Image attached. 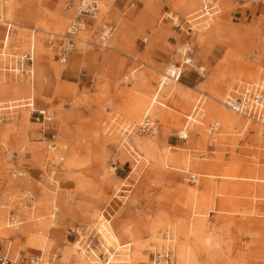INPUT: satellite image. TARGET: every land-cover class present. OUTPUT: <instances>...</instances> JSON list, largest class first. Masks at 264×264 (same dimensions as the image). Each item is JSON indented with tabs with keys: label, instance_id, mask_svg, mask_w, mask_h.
<instances>
[{
	"label": "rangeland",
	"instance_id": "1",
	"mask_svg": "<svg viewBox=\"0 0 264 264\" xmlns=\"http://www.w3.org/2000/svg\"><path fill=\"white\" fill-rule=\"evenodd\" d=\"M77 1L0 0L16 23L13 52L35 50L31 78L0 72V103L16 106L0 113V243L12 241L13 254L44 263L59 254L57 264H87L68 229L99 231L94 216L111 202L114 231L121 245L131 243L116 249L131 248L133 264L168 246L174 264H264V128L236 114L225 125L211 98L221 81L225 97L264 73V2L216 0L213 20L188 33L174 20L184 22L201 0H107L109 13L80 33L86 42L62 64L47 32L65 33L76 17L68 5ZM106 23L114 30L103 42ZM2 36L0 26V46ZM188 43L193 65L184 66L180 84L162 89L167 106L151 109L156 133L141 132L160 79L184 62L179 49ZM201 94L203 119L181 139ZM28 99L47 109L48 126L18 106ZM215 120L220 134L211 135ZM51 141L67 146L61 164ZM10 210H26L21 225H6Z\"/></svg>",
	"mask_w": 264,
	"mask_h": 264
},
{
	"label": "built area",
	"instance_id": "2",
	"mask_svg": "<svg viewBox=\"0 0 264 264\" xmlns=\"http://www.w3.org/2000/svg\"><path fill=\"white\" fill-rule=\"evenodd\" d=\"M248 1L264 2V0ZM4 4H6V2H3V5ZM68 6H70V8H75V19L70 23L65 33H50L47 40L49 46L54 50L58 61L62 64H66L68 62L71 53L76 49L77 43L80 40V33L83 31H90L92 29L91 27L95 25L99 19H103L110 10V5L104 0H78L77 3H70ZM4 8L5 7L3 6V9ZM214 10L215 6L213 0H202V6L196 13L186 18L184 22L181 20H174V25L177 28H182L183 26L187 25V32H192L194 27H190V24L199 21L204 17H212ZM168 17L172 19L174 18L173 16ZM0 26L4 29V35L2 37L0 46V72L31 78L33 76V67L35 62V50L33 45L31 48L30 44L26 51L16 55V53L13 52L11 46L12 38L17 31L16 25L11 18H8L6 14H3V11L0 13ZM32 30V37H36V29ZM113 30L114 27L112 25H109L108 23L104 24L98 34L99 39L103 42L107 41L112 36ZM184 48L187 52L185 64L193 65V58L190 56V44L188 43ZM174 65V67L167 70L166 76L169 80L178 81L183 77L185 70L182 68V63ZM167 83L168 81H161L160 85L163 86ZM203 96L205 105L207 96ZM160 99L161 98L158 93L155 96V100H157L158 104L163 106L165 103ZM197 104L200 106L201 102H198ZM223 104L228 110L233 111L234 113L239 114L241 117L255 122L256 124L258 123L264 127V73L261 74L258 79L233 86L226 93ZM24 106L32 110L38 122H41L45 126L50 124L51 117L49 116V112L47 110L35 108L34 102L31 99H28L24 103ZM14 108H16V106H3V104L0 103V113H2V111L12 110ZM203 113L204 112H201V115ZM214 122L209 125L211 133H217V129L220 128L219 123L217 121L215 123ZM141 126V130L144 133H153V128L156 127V124L154 121H152L150 114H146ZM53 137L55 138V135ZM48 148L53 152L60 151L56 152L59 154V157L54 158L59 159V163L61 164L65 159L63 152H66L67 146L64 145L62 148H59L56 142L51 141L48 145ZM195 177L196 176H193L192 178L194 179ZM25 197L26 198L24 199H28V201L31 200L30 192H27ZM24 204L26 205V202ZM28 205L31 206V204ZM5 206L8 207L7 205ZM57 213H59V209L55 208L53 211V217L56 216ZM27 214L28 213L26 210L21 214H18L14 210H10L9 216L6 219V225L8 227H16L21 225L23 218L27 216ZM102 215L111 221L114 218L115 211L113 209L107 208L102 211ZM68 234L74 237L75 243L79 245V250L81 252H83L88 257L101 262L102 264H109L110 261H113L118 255V250L115 247L105 243V240L102 239L101 233L99 231H89L88 228L75 226L68 229ZM58 258L59 254H56L51 259V261L44 263L43 260L37 256L26 257L13 254L12 241L0 243V264H57ZM147 264H174V250L172 247H168L162 252L152 253L150 256V262Z\"/></svg>",
	"mask_w": 264,
	"mask_h": 264
},
{
	"label": "bare ground",
	"instance_id": "3",
	"mask_svg": "<svg viewBox=\"0 0 264 264\" xmlns=\"http://www.w3.org/2000/svg\"><path fill=\"white\" fill-rule=\"evenodd\" d=\"M104 1H107V0H104ZM202 1V0H201ZM213 2H214V6H215V9H217V4L215 3V0H213ZM71 9H73V8H71ZM3 11V14H6L5 13V11H4V9L3 8H0V13ZM214 12H215V10H214ZM214 15V14H213ZM212 15V16H213ZM190 17V16H189ZM204 18H206L207 20L209 19H211L212 17H204ZM100 20V19H99ZM208 20V21H209ZM198 22L199 21H196V22H193V23H191L190 24V27H194V29L193 30H196L197 29V27L198 26H200L199 24H198ZM71 23V22H70ZM15 25H16V23H15ZM70 25V24H69ZM68 25V26H69ZM68 26H67V28H68ZM67 28H66V30H67ZM203 28V30H201V31H207L208 30V28H207V26H204V27H202ZM47 33H51V32H47ZM79 42L80 43H82V42H86L83 38H80V40H79ZM78 42V43H79ZM78 43H77V45H78ZM77 48V47H76ZM183 49H184V46L182 47V48H180L179 49V52L181 51L182 52V56H183V63H182V68H184V66L186 65L185 63H186V54H187V52L186 51H183ZM175 65L174 64H172V65H170L168 68H167V70L168 69H170V68H172V67H174ZM188 66V65H187ZM166 73H167V71L165 72V74L163 75V77L160 79V81H159V84H158V87H157V90L155 91V93L153 94L154 95V98H153V100L151 101V105H150V108L149 109H147L146 110V112L143 114V116H142V119H141V122H140V124H139V130L141 131V132H143L142 130H141V125H142V123H143V121H144V119H145V116H146V114H150V116H151V118H152V121H154L153 120V117H152V115H151V108H152V106L153 105H158V106H160V107H165L164 106V104H163V106H161L160 104H158L157 103V100H155V96L159 93V96H160V100H163V102L165 103V96H162V94H161V91H162V89L165 87V86H167V85H170V84H180L181 82V80H182V78L181 79H179L178 81H172V80H169L168 78H167V76H166ZM132 77H135V75H132ZM161 81H168V83L167 84H164L163 86L162 85H160L161 84ZM224 81H221V84H220V90H219V92H217V93H215V95H213V96H211V98L212 99H214L216 102H217V105L218 106H215L214 107V111H215V113L216 114H218L219 116H220V118L222 119V121L224 122V124L225 125H227V126H232V125H234V121L236 120V117H235V115L234 114H236V115H239V114H237V113H234L233 111H230V110H228L225 106H224V104H223V100H224V95H222V92H223V90H224V86H223V83ZM221 91V92H220ZM204 94H201L200 96L201 97H199L198 98V100H197V102L195 103V105H194V108H193V110H192V112H191V114H189L190 116H187L186 117V120H185V123H184V128L182 129V134H179V136H180V138L181 139H188L189 138V133H190V131L192 130V128H194V125L196 126L197 124H198V122H201L200 120L201 119H203V114H205V107H204V102H203V96ZM32 100V99H31ZM146 101V99L144 98V99H142L141 101H140V103H144ZM198 102H201V104H200V106H198ZM19 107H22V106H24V105H18ZM34 106H35V103H34ZM201 112H204L202 115H201ZM193 114V115H192ZM194 114H195V116H194ZM201 115V116H200ZM199 116H200V118H199ZM240 116V115H239ZM248 120V119H247ZM218 122L219 123V126H220V121H218V120H215V122ZM155 122V124H156V121H154ZM214 122V121H213ZM212 122V123H213ZM214 122V123H215ZM249 122H247V123H245V125H247ZM210 125V124H209ZM260 125V124H259ZM263 127V126H262ZM264 128V127H263ZM154 129V134L156 133V131H157V129H156V127H154L153 128ZM217 133H211V131H210V126H208L207 128H206V132L207 133H209V134H211V135H216V134H220V129L218 128L217 129ZM132 131H130V133H131ZM129 133V134H130ZM144 144V142H142V141H140L139 142V145H143ZM50 155H51V157H59V154L58 153H55V154H51L50 153ZM63 155L65 156V153H63ZM50 158V157H49ZM194 175H192V177H193ZM195 179H196V177L194 178V179H192L193 181H195ZM95 217V219H94V222H95V225L98 227V230H99V232L101 233V236H102V239L103 240H105V243H107L108 245H111V246H113V247H115V248H118V247H116V246H120L121 247V245H120V240H119V238H118V236H117V234L115 233V231H114V229H113V226H112V224L109 222V220L108 219H106L105 217H103V215H101V214H98V215H95L94 216ZM112 221V220H111ZM193 232V231H192ZM184 233V232H183ZM128 234V233H127ZM193 235V234H192ZM166 238L167 239H169V241H173V239L171 238V236L170 235H168V234H166ZM168 247H171V246H168ZM168 247H166V248H164V249H167ZM163 249V250H164ZM173 249V248H172ZM162 250V251H163ZM188 250V249H187ZM74 251H75V253L76 254H78L77 256H78V258L79 259H85V261H86V263L87 264H101L99 261H96V260H94V259H92L91 257H88L87 255H85L83 252H79V245L76 243L75 245H74ZM161 251V252H162ZM187 252V251H186ZM153 253V252H152ZM151 253V254H152ZM136 256H138V254H136ZM178 256V255H177ZM117 257V256H116ZM180 257V256H179ZM190 256H188V258H189ZM184 258V257H183ZM186 258V257H185ZM116 258H114V260L112 261H110V263L109 264H133L132 263V257H131V254L129 255V257L128 258H125V259H121V258H118L117 257V259L115 260ZM192 259V258H191ZM149 262H150V259H149ZM148 262V263H149ZM186 262V261H185ZM147 264V263H146ZM183 264V263H182Z\"/></svg>",
	"mask_w": 264,
	"mask_h": 264
},
{
	"label": "crops",
	"instance_id": "4",
	"mask_svg": "<svg viewBox=\"0 0 264 264\" xmlns=\"http://www.w3.org/2000/svg\"><path fill=\"white\" fill-rule=\"evenodd\" d=\"M215 3L217 4L216 0H215ZM217 9H218V6H217ZM212 18H213V17H212ZM212 18H211V19H212ZM211 19H210V20H211ZM200 20H202V21H199V22H198L199 25H201V22H203V25H204V24H206V23H208V22L210 21L209 19H208V20H209V21H208L206 18H203V19H200ZM212 20H213V19H212ZM207 28H209V26H207ZM201 30H203V28H202ZM3 35H4V29H3ZM2 37H3V36H2ZM159 54H161V53H159ZM34 70H35V69H34ZM33 74H34V73H33ZM33 76H34V75H33ZM180 82H181V81H180ZM153 98H154V95L152 96L151 101L153 100ZM33 101H34V100H33ZM34 103H35V102H34ZM150 105H151V102H150V104H149V106H148L147 109L150 108ZM153 106H154V105H153ZM153 106H152V108H153ZM164 106H167L166 103L164 104ZM158 107H160V106H158ZM35 108H36V107H35ZM152 108H151V109H152ZM37 109H42V108H37ZM43 110H47V109H43ZM145 112H146V111H145ZM145 112H144V113H145ZM144 113H143V114H144ZM186 117H187V115H186ZM111 201H112V200H111ZM110 204H111V202H109V203H108V204H107V205H106L101 211H103V210H105V209H107V208H109V209H113V210H114V207H112ZM114 211H115V210H114ZM115 217H116V211H115L114 218H115ZM114 218H113V219H114ZM112 221H113V220H112ZM112 221H109V222L112 224ZM112 226H113V225H112ZM113 229H114V228H113ZM75 244H76V243H75ZM75 244H74V245H75ZM120 245H121V243H120ZM130 245H131V243H127V244L121 245V247L124 248V247L130 246ZM119 247H120V246H119ZM129 251H131V248H128V249H127V252H125V253H120V252H119L118 255H119V256H120V255H125V257L128 258V257H129V254H127V253H128ZM79 252H80V251H79ZM118 258H119V257H118ZM120 258H121V257H120ZM121 259H122V258H121ZM124 259H125V258H124Z\"/></svg>",
	"mask_w": 264,
	"mask_h": 264
}]
</instances>
